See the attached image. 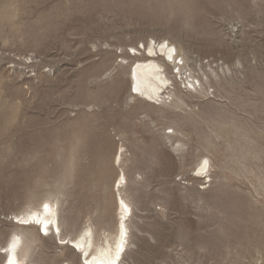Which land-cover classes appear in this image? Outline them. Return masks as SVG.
I'll use <instances>...</instances> for the list:
<instances>
[{"label":"rangeland","instance_id":"rangeland-1","mask_svg":"<svg viewBox=\"0 0 264 264\" xmlns=\"http://www.w3.org/2000/svg\"><path fill=\"white\" fill-rule=\"evenodd\" d=\"M163 42L189 62L148 54ZM148 57L168 81L155 100L128 80ZM209 64L229 78L200 99L188 75L209 89ZM122 171L133 217L120 264H264V0H0V264L24 228L36 264H87L13 214L57 196L63 235L92 225L101 242L117 230Z\"/></svg>","mask_w":264,"mask_h":264},{"label":"bare ground","instance_id":"bare-ground-1","mask_svg":"<svg viewBox=\"0 0 264 264\" xmlns=\"http://www.w3.org/2000/svg\"><path fill=\"white\" fill-rule=\"evenodd\" d=\"M163 39L165 41L169 38L164 37ZM152 42L154 41L152 40ZM160 43L157 46L151 44L149 47V52L147 51L148 54L149 53L154 54V52L155 51L157 52L158 49L160 52H164L167 55L168 57L167 60H169L170 62L171 60H174L177 63V58L180 56L182 57L183 61L186 60L187 62H189V56H187L186 51L182 46L176 45V48L179 51V53L175 56L174 50L176 48L174 46H170L171 43L169 46L164 42H163L164 44H160ZM133 51L138 52L135 50ZM181 67L182 66H180V68ZM201 68L203 70L204 78L206 79L208 85H210L209 89L204 88V85L201 82V80L194 77L191 73L190 75H188V78L192 77V79L188 80V82L190 87L196 90L197 92L195 97L200 99H209L210 95L212 97L214 95L213 93L209 94L210 92L209 90L212 87V83L215 82L217 84H220L222 80H228L229 77L227 72L230 71V66L224 67V65L223 66L218 65V69H216L212 64H209V66L206 67L202 66ZM160 69L161 67L158 61H156L154 57H148L144 61L139 62L134 68H132L128 72V80L130 83L131 90L132 91L133 89L136 90L138 93L146 96V98H149L150 100H155L156 98H159L160 91H162L167 86L168 83L167 78L161 72ZM176 71L178 70L176 69ZM129 93L130 96H132V92L130 91ZM178 107H180L179 104H176V108ZM174 132L175 130H173V133ZM163 139L166 140L168 143H171V148L173 152L176 153V155L180 159H182L186 155L187 153L186 145L184 142L181 141V139L178 136L165 133L163 135ZM124 154L125 151L122 146L121 150H118V152L116 153V157L114 160V163L119 162L120 167L122 166L121 163L123 162ZM205 161H207V163H205ZM198 167H199L198 174H202V175L209 174L210 158L208 156L200 157L198 160ZM117 182L118 184L116 185ZM127 184H128L127 175L125 171H122V173L120 172L118 179L114 184V188H116V186L118 187V193H119V196H117L116 198L117 215L119 216V220L117 219V225H116L117 230L115 232L104 231L105 238L101 242H98L100 238L97 239L96 236H94V230L92 225H87L83 227L75 236L63 235V230H62L63 226H61V221H60L61 212L58 202L59 200L57 201L56 199L57 196L55 198L52 197L43 198L38 204L36 205L30 204L31 206H29L28 208L26 207V209L22 210L20 213H17L15 215L13 214V222L15 221L16 223H18V225L21 224L23 226L36 224L39 226L40 230L42 231V233L40 232L41 235L45 236L52 232L59 235L60 240L62 241L61 244L62 243L64 244L66 240H68V242L71 244L70 248L74 251L76 255L80 254L79 256L82 259H84V261L87 264H120L122 262L121 257L123 255L124 249H126L130 245V241H129L130 227L128 221L133 217L132 204L122 194ZM45 205H47V208H45ZM27 229L28 228H24L19 231L18 230L13 231L12 235L9 236V238L7 239L5 246L6 248V256L4 260L5 264H9L10 257L15 261V264H36L34 260L30 259L32 255L30 256L29 248L32 246V244L30 246L29 245L30 243H25L27 239L24 236H25V230ZM31 237L32 236H30V238ZM30 238L28 237V239ZM10 245L12 246L11 252H9ZM75 245H80V247L77 248L75 247ZM61 264H74V263L70 261L66 263V261H64Z\"/></svg>","mask_w":264,"mask_h":264},{"label":"snow or ice","instance_id":"snow-or-ice-1","mask_svg":"<svg viewBox=\"0 0 264 264\" xmlns=\"http://www.w3.org/2000/svg\"><path fill=\"white\" fill-rule=\"evenodd\" d=\"M205 163H207V161H205ZM45 208H47V205H45ZM75 247L79 248L80 245H75ZM11 250H12V246L10 245L9 252H11ZM9 264H15V261L13 259H11V257L9 259Z\"/></svg>","mask_w":264,"mask_h":264}]
</instances>
